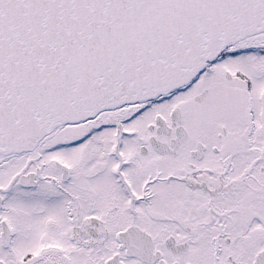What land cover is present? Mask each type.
Returning <instances> with one entry per match:
<instances>
[{
    "label": "snow or ice",
    "instance_id": "6c2138e0",
    "mask_svg": "<svg viewBox=\"0 0 264 264\" xmlns=\"http://www.w3.org/2000/svg\"><path fill=\"white\" fill-rule=\"evenodd\" d=\"M0 264H264V0H0Z\"/></svg>",
    "mask_w": 264,
    "mask_h": 264
}]
</instances>
